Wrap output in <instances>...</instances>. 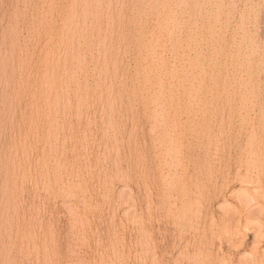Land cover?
Returning a JSON list of instances; mask_svg holds the SVG:
<instances>
[{
    "label": "rangeland",
    "instance_id": "1",
    "mask_svg": "<svg viewBox=\"0 0 264 264\" xmlns=\"http://www.w3.org/2000/svg\"><path fill=\"white\" fill-rule=\"evenodd\" d=\"M0 264H264V0H0Z\"/></svg>",
    "mask_w": 264,
    "mask_h": 264
}]
</instances>
